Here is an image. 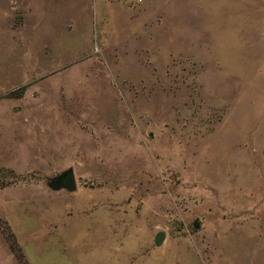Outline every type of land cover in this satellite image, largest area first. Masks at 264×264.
Instances as JSON below:
<instances>
[{"label":"rangeland","instance_id":"obj_1","mask_svg":"<svg viewBox=\"0 0 264 264\" xmlns=\"http://www.w3.org/2000/svg\"><path fill=\"white\" fill-rule=\"evenodd\" d=\"M10 233L26 264H264V0H0V264Z\"/></svg>","mask_w":264,"mask_h":264},{"label":"water","instance_id":"obj_2","mask_svg":"<svg viewBox=\"0 0 264 264\" xmlns=\"http://www.w3.org/2000/svg\"><path fill=\"white\" fill-rule=\"evenodd\" d=\"M51 186L55 190L66 189L69 192L75 191L76 182L73 173L71 171H66L60 177L51 180ZM193 227L198 230L200 225L199 223L194 222ZM165 238L166 236L164 232H158L154 237L155 246L160 247L164 243Z\"/></svg>","mask_w":264,"mask_h":264},{"label":"trees","instance_id":"obj_3","mask_svg":"<svg viewBox=\"0 0 264 264\" xmlns=\"http://www.w3.org/2000/svg\"><path fill=\"white\" fill-rule=\"evenodd\" d=\"M22 90H23V88H21L20 90L12 92L10 94L11 97H20L22 95ZM7 239L10 243V247H11L12 251L14 252L16 258L18 259L19 264H26V262L24 261L23 255L21 254L19 248L17 247V244L15 243V239L11 233L7 236Z\"/></svg>","mask_w":264,"mask_h":264}]
</instances>
